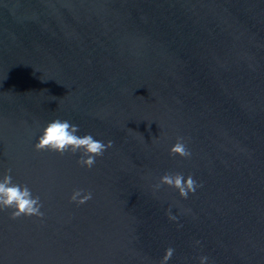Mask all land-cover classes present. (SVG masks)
Listing matches in <instances>:
<instances>
[{
  "label": "water",
  "instance_id": "1",
  "mask_svg": "<svg viewBox=\"0 0 264 264\" xmlns=\"http://www.w3.org/2000/svg\"><path fill=\"white\" fill-rule=\"evenodd\" d=\"M55 119L112 146L91 169L37 151ZM9 172L44 215L0 210V264H161L170 247L167 264H264V0H0ZM166 173L202 187L155 188Z\"/></svg>",
  "mask_w": 264,
  "mask_h": 264
},
{
  "label": "clouds",
  "instance_id": "2",
  "mask_svg": "<svg viewBox=\"0 0 264 264\" xmlns=\"http://www.w3.org/2000/svg\"><path fill=\"white\" fill-rule=\"evenodd\" d=\"M80 127L68 120L55 119L50 121L42 130L34 148L37 151H53L60 155L66 153L77 154V163L84 168L91 169L98 157L112 146V142L107 144L95 139L91 134L78 135ZM171 155H179L188 159L192 153L188 149L183 137H178L177 141L169 149ZM167 185L176 189L179 195L187 199L190 194H195L198 188L202 187L192 175L185 177L181 173H166L160 177L159 183L155 188ZM93 198L91 192L83 189H76L72 192L70 200L78 205L87 203ZM42 204L38 196H34L27 185L15 183L10 172L0 177V210H11V217L17 219L21 216H36L42 218L44 213L41 211ZM170 219L175 220L172 216ZM173 248L166 249V253L161 264H167L174 254ZM207 256L199 257V264H208Z\"/></svg>",
  "mask_w": 264,
  "mask_h": 264
}]
</instances>
